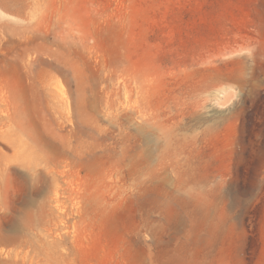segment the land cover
I'll use <instances>...</instances> for the list:
<instances>
[{
  "label": "rangeland",
  "instance_id": "obj_1",
  "mask_svg": "<svg viewBox=\"0 0 264 264\" xmlns=\"http://www.w3.org/2000/svg\"><path fill=\"white\" fill-rule=\"evenodd\" d=\"M0 264H264V0H0Z\"/></svg>",
  "mask_w": 264,
  "mask_h": 264
}]
</instances>
